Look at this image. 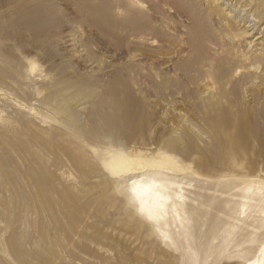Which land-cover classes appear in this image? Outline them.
I'll return each instance as SVG.
<instances>
[{"label":"rangeland","instance_id":"1","mask_svg":"<svg viewBox=\"0 0 264 264\" xmlns=\"http://www.w3.org/2000/svg\"><path fill=\"white\" fill-rule=\"evenodd\" d=\"M0 264H264V0H0Z\"/></svg>","mask_w":264,"mask_h":264},{"label":"bare ground","instance_id":"2","mask_svg":"<svg viewBox=\"0 0 264 264\" xmlns=\"http://www.w3.org/2000/svg\"><path fill=\"white\" fill-rule=\"evenodd\" d=\"M127 12H128V10H127ZM134 13H136V12H134ZM130 28H133V27H130ZM112 161H110V162H112V163H110L111 164V167L117 168V169H120L121 168V169H125L126 171H131V172H133V171H140L141 172L142 170H144L146 168V166L150 165L148 162H145V161L140 160V159H132V158H130L128 156H118V157H115ZM155 165H156V163H155Z\"/></svg>","mask_w":264,"mask_h":264}]
</instances>
